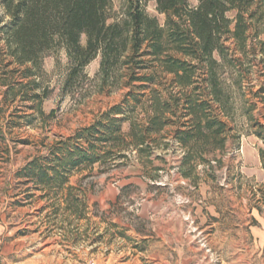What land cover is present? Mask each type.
Returning a JSON list of instances; mask_svg holds the SVG:
<instances>
[{
  "label": "rangeland",
  "instance_id": "obj_1",
  "mask_svg": "<svg viewBox=\"0 0 264 264\" xmlns=\"http://www.w3.org/2000/svg\"><path fill=\"white\" fill-rule=\"evenodd\" d=\"M127 8L128 0H111L108 23L123 21ZM145 8L166 27L167 15L155 1ZM258 29L246 53H237L241 60L222 69L235 137L216 154L219 162L200 164L185 178L179 169L184 149L170 135V145L155 149L149 164L135 153L110 169L96 164L76 171L58 195L44 197L17 172L134 88L100 91L98 56L85 67L87 77L66 92L68 57L61 49L48 52L39 78L51 88L44 114L28 108L31 102L21 106L20 98L0 104V264H8L3 251L12 241L35 260L31 264H264V138L255 125L264 126V103L254 94L264 84V20ZM226 46L235 48L233 41Z\"/></svg>",
  "mask_w": 264,
  "mask_h": 264
},
{
  "label": "trees",
  "instance_id": "obj_2",
  "mask_svg": "<svg viewBox=\"0 0 264 264\" xmlns=\"http://www.w3.org/2000/svg\"><path fill=\"white\" fill-rule=\"evenodd\" d=\"M148 1L167 15L166 27L148 15ZM110 4L0 0V104L20 98L21 106L31 102L27 107L43 115L51 88L39 78L45 55L58 49L70 65L64 91L87 77L85 67L98 56L100 91L123 84L139 90L129 91L122 103L17 172L44 197L58 195L76 171L93 170L96 164L110 169L131 161L133 153L149 164L155 149L170 145L165 142L170 135L184 149L179 169L192 179L198 165L219 162L216 154L226 152L235 137L222 69L241 60L237 53H246L252 31L255 39L259 36L264 0H199L196 6L189 0H128L126 18L108 23ZM228 41L235 48L226 46ZM254 94L264 103V84ZM255 125L264 138V126ZM260 153L264 159V149Z\"/></svg>",
  "mask_w": 264,
  "mask_h": 264
},
{
  "label": "crops",
  "instance_id": "obj_3",
  "mask_svg": "<svg viewBox=\"0 0 264 264\" xmlns=\"http://www.w3.org/2000/svg\"><path fill=\"white\" fill-rule=\"evenodd\" d=\"M20 240V239H16ZM19 244L12 241L8 246L5 247L3 255L8 264L20 263V264H31L34 263V259L25 258L21 254Z\"/></svg>",
  "mask_w": 264,
  "mask_h": 264
},
{
  "label": "built area",
  "instance_id": "obj_4",
  "mask_svg": "<svg viewBox=\"0 0 264 264\" xmlns=\"http://www.w3.org/2000/svg\"><path fill=\"white\" fill-rule=\"evenodd\" d=\"M13 264H20V263H13Z\"/></svg>",
  "mask_w": 264,
  "mask_h": 264
}]
</instances>
